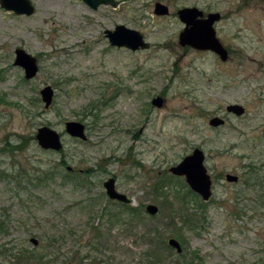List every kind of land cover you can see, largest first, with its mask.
I'll return each mask as SVG.
<instances>
[{
    "label": "rangeland",
    "instance_id": "1",
    "mask_svg": "<svg viewBox=\"0 0 264 264\" xmlns=\"http://www.w3.org/2000/svg\"><path fill=\"white\" fill-rule=\"evenodd\" d=\"M118 1L93 9L83 0H32L31 15L0 6V264H90L97 256L146 264L145 231L180 241L182 257L161 247L167 264H264V184L245 182L251 163L264 176V0ZM158 1L168 16L155 13ZM186 6L221 14L215 28L228 60L180 45L177 11ZM117 24L141 31L150 47L112 46L104 31ZM17 48L37 58L32 79L14 64ZM46 85L55 90L49 109ZM158 95L161 107L152 104ZM234 103L243 115L227 111ZM214 116L225 123L210 125ZM69 120L85 124L87 140L66 132ZM44 125L60 133V151L38 144ZM196 147L213 182L207 201L170 171ZM51 167L76 178L39 181ZM111 176L140 208L132 225L106 194ZM148 204L159 212L148 214ZM106 206L117 221L101 214ZM80 234L97 236L100 251L79 247Z\"/></svg>",
    "mask_w": 264,
    "mask_h": 264
},
{
    "label": "water",
    "instance_id": "2",
    "mask_svg": "<svg viewBox=\"0 0 264 264\" xmlns=\"http://www.w3.org/2000/svg\"><path fill=\"white\" fill-rule=\"evenodd\" d=\"M91 8L97 9L100 5L118 6V0H83ZM0 6L6 10L14 11L16 14L31 15L35 12V6L32 0H0ZM155 13L157 15H169L170 8L167 4L160 1L155 4ZM178 18L184 23V28L179 33V43L182 46H190L197 50H209L215 52L222 61L229 58L228 49L223 45L217 36L215 23L221 18L219 12H210L206 16L204 11L198 7H182L177 11ZM110 44L116 47H125L132 51L139 49H148L150 43L145 39L143 33L137 29L129 28L124 24L115 25L114 29H105ZM15 65L24 68L25 78L32 79L39 72L37 58L25 51L23 48L15 50ZM41 100L44 108L49 109L54 101L55 90L51 85H46L40 90ZM165 99L158 95L152 99V104L158 107L163 106ZM227 111L238 116L245 113V107L239 103L229 104ZM210 125L214 127L221 126L225 123V119L220 116H214L209 120ZM66 132L72 137L81 140H87L86 126L77 120H69L65 123ZM36 139L43 149H51L60 151L63 148V141L60 133L44 125L38 128ZM205 154L203 150L196 147L191 154L186 155L181 162L172 166L170 171L174 175L185 176L186 182L190 188L199 194L203 200L207 201L212 196V179L211 175L204 164ZM70 168V167H69ZM226 180L228 182H237L239 176L227 173ZM105 191L109 199L121 203H131V199L127 194L119 191L116 186V178L111 176L103 183ZM146 212L150 215H156L159 207L155 204H148ZM34 244L38 243L36 238H32ZM168 244L173 247L177 253L183 251L180 241L175 237L168 239Z\"/></svg>",
    "mask_w": 264,
    "mask_h": 264
},
{
    "label": "trees",
    "instance_id": "3",
    "mask_svg": "<svg viewBox=\"0 0 264 264\" xmlns=\"http://www.w3.org/2000/svg\"><path fill=\"white\" fill-rule=\"evenodd\" d=\"M24 146V144L22 145ZM67 164V162H64ZM59 174L62 179H64L65 181H69L72 180L74 178H76V175L74 174V172L65 170L62 174L57 173V171L55 170V168H50L48 170H44L42 172V174L40 175L39 181H49L55 178V176ZM246 175V179L245 182L248 185H256V184H264V176L261 174V172L258 170V168L256 166H254L252 163L251 165H249V169L246 171L245 173ZM190 191V190H189ZM120 203V202H118ZM122 204L126 209L127 212L129 213V218L127 220V222H125V224L127 225H132V223L134 222V215L138 212H140V208L137 207H133L131 206L130 203L126 204V203H120ZM198 210L201 211L202 208L197 207ZM197 211V210H196ZM101 214L107 216V219H112L114 221H117L120 217V214L117 212H114L112 210H107V206L101 208ZM131 214V217H130ZM134 216V217H133ZM173 217V218H172ZM171 218L174 219L176 218V216H172ZM96 228H98V230H100L102 228V224L98 225ZM142 236L145 240V248H144V258H146V264H167V260L165 258V255L162 254V248L161 247H167V248H172L169 244H168V240H166L167 238L164 237L161 240H157L154 237L151 236L150 232H142ZM174 236L175 233H174ZM77 241L79 243V247H88L91 251L94 252H98L100 251L101 244L100 241L98 240L97 236H92L91 238H87L85 237V234H80L77 237ZM184 250V249H183ZM179 256H185L184 252L182 251L181 253H178ZM102 262L99 260L98 256L94 257V259L91 260L90 264H101ZM77 264H83L82 261L80 260L79 262H77ZM255 264H259V263H255Z\"/></svg>",
    "mask_w": 264,
    "mask_h": 264
},
{
    "label": "flooded vegetation",
    "instance_id": "4",
    "mask_svg": "<svg viewBox=\"0 0 264 264\" xmlns=\"http://www.w3.org/2000/svg\"><path fill=\"white\" fill-rule=\"evenodd\" d=\"M166 16H168V15H166ZM178 16V15H177ZM188 47V46H187ZM229 52V51H228ZM229 59V58H228ZM38 244V243H37Z\"/></svg>",
    "mask_w": 264,
    "mask_h": 264
}]
</instances>
